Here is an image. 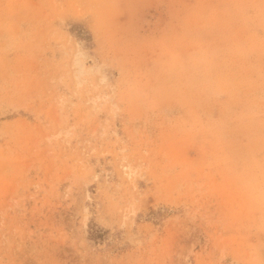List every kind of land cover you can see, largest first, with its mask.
I'll return each instance as SVG.
<instances>
[{
    "label": "rangeland",
    "instance_id": "rangeland-1",
    "mask_svg": "<svg viewBox=\"0 0 264 264\" xmlns=\"http://www.w3.org/2000/svg\"><path fill=\"white\" fill-rule=\"evenodd\" d=\"M0 264H264V0H0Z\"/></svg>",
    "mask_w": 264,
    "mask_h": 264
},
{
    "label": "trees",
    "instance_id": "trees-1",
    "mask_svg": "<svg viewBox=\"0 0 264 264\" xmlns=\"http://www.w3.org/2000/svg\"><path fill=\"white\" fill-rule=\"evenodd\" d=\"M90 241H97L102 237L101 230L95 226H91L89 230Z\"/></svg>",
    "mask_w": 264,
    "mask_h": 264
}]
</instances>
